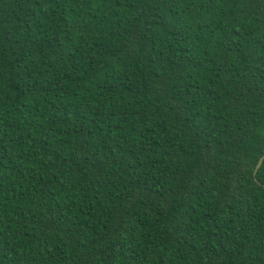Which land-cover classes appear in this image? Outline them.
<instances>
[{
	"label": "trees",
	"instance_id": "obj_1",
	"mask_svg": "<svg viewBox=\"0 0 264 264\" xmlns=\"http://www.w3.org/2000/svg\"><path fill=\"white\" fill-rule=\"evenodd\" d=\"M264 0H0V264H264Z\"/></svg>",
	"mask_w": 264,
	"mask_h": 264
},
{
	"label": "water",
	"instance_id": "obj_2",
	"mask_svg": "<svg viewBox=\"0 0 264 264\" xmlns=\"http://www.w3.org/2000/svg\"><path fill=\"white\" fill-rule=\"evenodd\" d=\"M263 161H264V155L260 158V160H259V162L257 164L256 170H255V174L257 173L258 169L261 167Z\"/></svg>",
	"mask_w": 264,
	"mask_h": 264
}]
</instances>
